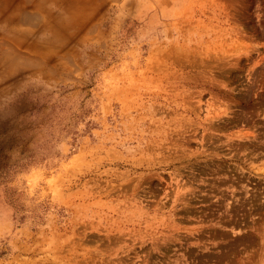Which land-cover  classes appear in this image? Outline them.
<instances>
[{
    "label": "rangeland",
    "instance_id": "1",
    "mask_svg": "<svg viewBox=\"0 0 264 264\" xmlns=\"http://www.w3.org/2000/svg\"><path fill=\"white\" fill-rule=\"evenodd\" d=\"M44 3L0 27V264H264V0Z\"/></svg>",
    "mask_w": 264,
    "mask_h": 264
},
{
    "label": "bare ground",
    "instance_id": "2",
    "mask_svg": "<svg viewBox=\"0 0 264 264\" xmlns=\"http://www.w3.org/2000/svg\"><path fill=\"white\" fill-rule=\"evenodd\" d=\"M44 1H48V0H11V5L8 6V9L6 11H4V15H7L8 13H10L11 15L6 16L4 19H2L0 21V27L5 26L8 27V29H12V27H16L18 25V23L22 22L23 23H29L30 25L34 24L37 20H38V16L37 14H35L34 12L32 13H26V11L22 12V9H28V8H32L34 11H48V9L46 8V5L44 3ZM2 3H0V8L2 7ZM7 5H5L6 7ZM11 7V8H10ZM49 12V11H48ZM24 13V14H23ZM47 13V12H46ZM52 13V12H50ZM49 14V13H48ZM61 22L60 19L54 20V22H51L50 25H58ZM12 26V27H11ZM7 30V29H6ZM8 32V31H7ZM11 34V33H10ZM2 44V43H1ZM5 45V44H4ZM10 47V46H9ZM8 48V46L6 47ZM7 50V49H6ZM9 50V49H8ZM6 53V52H5ZM10 53V54H9ZM15 52H8L6 54H4V58L3 60H15L17 59L16 54H14ZM18 53V52H17ZM1 54V53H0ZM19 56V55H18ZM25 57H23V60ZM29 58V57H28ZM33 58V57H31ZM34 59V58H33ZM2 60V61H3ZM30 60V59H29ZM35 60V59H34ZM38 60V59H37ZM16 61V60H15ZM36 61V60H35ZM1 62V60H0ZM4 62V61H3ZM12 62V61H11ZM24 62V61H23ZM22 62V63H23ZM13 63V62H12ZM30 63V62H29ZM33 63V61H32Z\"/></svg>",
    "mask_w": 264,
    "mask_h": 264
}]
</instances>
